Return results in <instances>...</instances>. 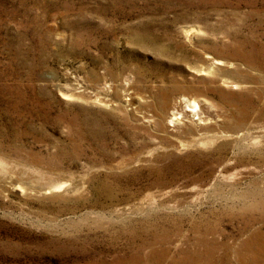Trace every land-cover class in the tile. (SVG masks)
I'll list each match as a JSON object with an SVG mask.
<instances>
[{
	"label": "rangeland",
	"instance_id": "374dc122",
	"mask_svg": "<svg viewBox=\"0 0 264 264\" xmlns=\"http://www.w3.org/2000/svg\"><path fill=\"white\" fill-rule=\"evenodd\" d=\"M0 264H264V0H0Z\"/></svg>",
	"mask_w": 264,
	"mask_h": 264
},
{
	"label": "bare ground",
	"instance_id": "6f19581e",
	"mask_svg": "<svg viewBox=\"0 0 264 264\" xmlns=\"http://www.w3.org/2000/svg\"><path fill=\"white\" fill-rule=\"evenodd\" d=\"M181 101H182L181 103L184 104L183 106L181 104L180 105H176L175 107H173V111H171L169 114H167V118L169 119V121L171 123L177 121L178 118L181 117L180 114H183V116H187L188 117V112L192 113L194 111H197V107H199L198 103L195 100H191L189 98L184 97V98L181 99ZM163 105H164L165 108H168L167 100L164 101Z\"/></svg>",
	"mask_w": 264,
	"mask_h": 264
}]
</instances>
